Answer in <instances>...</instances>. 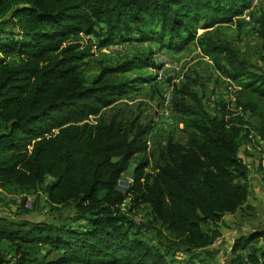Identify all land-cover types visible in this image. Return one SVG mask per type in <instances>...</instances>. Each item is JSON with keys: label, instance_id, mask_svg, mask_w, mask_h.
Wrapping results in <instances>:
<instances>
[{"label": "trees", "instance_id": "16d2710c", "mask_svg": "<svg viewBox=\"0 0 264 264\" xmlns=\"http://www.w3.org/2000/svg\"><path fill=\"white\" fill-rule=\"evenodd\" d=\"M254 1L0 0V193L20 207L0 215V264H208L224 217H254L250 170L239 153L264 144V57L256 68L220 36L251 10L264 49V10ZM128 41L175 52L194 44L237 88L252 121L211 115L184 83L168 102L184 142L168 138L151 150V124L113 108L155 79L127 76L158 70L151 56L84 75L93 50ZM128 173L123 193L118 183ZM43 201L49 217L29 219ZM142 205L150 219L137 224L130 215ZM262 238L264 231L236 237L223 264H264ZM175 252L184 259L170 260Z\"/></svg>", "mask_w": 264, "mask_h": 264}, {"label": "rangeland", "instance_id": "374dc122", "mask_svg": "<svg viewBox=\"0 0 264 264\" xmlns=\"http://www.w3.org/2000/svg\"><path fill=\"white\" fill-rule=\"evenodd\" d=\"M253 4L257 5L253 8L256 9V11L259 10L258 5H260V10L261 8L264 10V0H255ZM250 12L251 10H248L243 13L241 18L244 23H242L240 28L234 23L229 26L221 27L220 36L229 39L240 51L241 55L247 57L256 68H259L263 65L262 58L264 57V49L255 34L256 25L253 20L250 19ZM8 30H10V27ZM200 31L203 32L204 30L200 29ZM202 32L198 30V34ZM147 54L151 56V59L159 69L145 68L130 72L127 76H155V79L139 85L136 91L121 97L113 108L122 111V115L125 117L140 115V119L151 124L152 130L147 137V146L150 149H153L155 145L159 144L156 143L153 145L154 142H165L168 138L184 142L185 137L181 130L182 125L180 124L179 118L169 111L170 103L168 104L169 101L171 102L177 97L174 92V87L181 86L184 83H188L196 92L201 98L206 110L211 115L219 117L221 113H224L227 114L225 115L226 118L240 116L245 120L252 121L248 115L243 113L242 107L237 104V88L214 70L211 61L201 55L194 44L188 45L179 52L163 49L159 44L153 42L141 44L128 41L127 43L114 44L101 50H93V56L84 63V75L86 78L90 79L100 72L103 66H112L123 60L138 55L145 56ZM111 111L113 110H108V112ZM228 113L231 114L228 115ZM93 121L94 119L91 117L90 122ZM253 147L257 148L259 146L255 143L253 146L252 143H250L247 147L241 149L239 154L242 156L243 160L248 157L247 152L252 150L251 148ZM257 152L260 153V151ZM132 168L133 162L131 163L129 172ZM150 169L149 167L146 172ZM131 183L132 177L130 173H128L121 177L118 187H120V191L125 193ZM0 198H2L0 199V203H3V209L2 207L0 208V215L9 217L16 214L20 207L13 199L15 197L13 195L6 196L0 193ZM23 198L24 197H20L18 201L22 200L23 202ZM33 201L29 207L24 204L25 209L31 210L33 208ZM40 209L41 212H32L28 215V218L44 219L49 217L50 211L45 201L40 203ZM67 213L68 210L65 209L62 214H59L60 216H64ZM59 214L54 213L53 215L59 216ZM130 216L137 224L147 223L150 219L149 210L146 205H142L137 210H134ZM245 218L246 217L242 218L240 215L227 216L225 218V223L221 227L225 237H222L214 245L213 252H215V255L210 259L211 261H208V264H223L226 258L229 257L230 246L232 244L231 241L229 243V239L231 240L232 237L235 236L232 232L237 226H241L238 228L240 231L244 229V234L251 231L249 225L242 226V224H240L243 223L242 220H245ZM230 226L233 228L231 229ZM227 232L228 235H226ZM226 236L230 237L228 241ZM224 239L226 240L224 241ZM147 241L153 245L159 244L152 233L147 234ZM258 245L264 248V241L263 243L260 241ZM161 248L163 250V246H161ZM44 250L43 248L39 249L38 252H41L40 255L45 252ZM168 258L180 262L184 259V255L180 252H175L168 255Z\"/></svg>", "mask_w": 264, "mask_h": 264}, {"label": "crops", "instance_id": "0c3cea01", "mask_svg": "<svg viewBox=\"0 0 264 264\" xmlns=\"http://www.w3.org/2000/svg\"><path fill=\"white\" fill-rule=\"evenodd\" d=\"M257 145L259 147L251 148L252 150H249V152H247L248 157L246 159H244V162L246 163V165L248 166V168L250 170V172H249L250 194H249L247 203L253 207L254 217L253 218H245V220H242L243 223H240V224H242V226L243 225H245V226L249 225L251 227L250 232L264 231V144L262 142H259V144H257ZM255 148L257 151H260V153L257 152L255 150ZM262 153H263V155H262ZM241 158H242V156H241ZM245 160H247V161H245ZM2 195H5V194H2ZM1 207L3 209V203H0V208ZM231 216H235V215H231ZM226 217L227 216L224 217V222H225ZM230 227H231V229L233 228L232 226H230ZM240 227L241 226H237V228L232 232L235 236H233L231 240L229 239V243L231 241V243L233 244L235 237L245 235L243 233L244 229H241V231L238 230V228H240ZM221 232H222V230H221ZM226 235H228V232ZM222 237H225V234H223V232H222ZM226 237H227V241H228V238H230V237L229 236H226ZM225 240L226 239H224V241ZM260 241H262V243H263L264 238L260 239L259 242ZM232 244H231V246H232ZM231 246H230V248H231Z\"/></svg>", "mask_w": 264, "mask_h": 264}, {"label": "built area", "instance_id": "2783aa9c", "mask_svg": "<svg viewBox=\"0 0 264 264\" xmlns=\"http://www.w3.org/2000/svg\"><path fill=\"white\" fill-rule=\"evenodd\" d=\"M93 119H94V118H93ZM118 188H119V190H120V187H118ZM32 201H33V198H32V197H27V198H26L25 205H26L27 207H29V206L31 205ZM18 202H20V201H18Z\"/></svg>", "mask_w": 264, "mask_h": 264}]
</instances>
